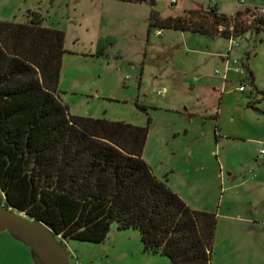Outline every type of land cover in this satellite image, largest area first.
Listing matches in <instances>:
<instances>
[{"label":"rangeland","instance_id":"rangeland-1","mask_svg":"<svg viewBox=\"0 0 264 264\" xmlns=\"http://www.w3.org/2000/svg\"><path fill=\"white\" fill-rule=\"evenodd\" d=\"M175 1L155 0L154 8L168 17L264 7V0ZM150 9L121 0H0V20L37 15L64 32L58 96L70 115L147 126L142 158L153 174L183 178L186 204L216 214L211 264H264V30L234 37L229 52L223 36L149 29ZM228 52L245 74L231 66L224 82ZM63 243L68 264H168L143 251L136 229L116 222L101 243ZM0 264H33L7 231Z\"/></svg>","mask_w":264,"mask_h":264},{"label":"trees","instance_id":"trees-1","mask_svg":"<svg viewBox=\"0 0 264 264\" xmlns=\"http://www.w3.org/2000/svg\"><path fill=\"white\" fill-rule=\"evenodd\" d=\"M148 28L234 38L264 30L249 8L233 16L188 10L161 17L155 0ZM64 32L0 20V200L46 224L60 241L105 240L110 225L136 229L144 252L168 264H211L217 217L194 210L142 158L148 129L124 121L70 115L58 93Z\"/></svg>","mask_w":264,"mask_h":264},{"label":"water","instance_id":"water-1","mask_svg":"<svg viewBox=\"0 0 264 264\" xmlns=\"http://www.w3.org/2000/svg\"><path fill=\"white\" fill-rule=\"evenodd\" d=\"M29 248L33 264H68V252L59 235L43 222L28 217L0 200V232Z\"/></svg>","mask_w":264,"mask_h":264},{"label":"built area","instance_id":"built-area-1","mask_svg":"<svg viewBox=\"0 0 264 264\" xmlns=\"http://www.w3.org/2000/svg\"><path fill=\"white\" fill-rule=\"evenodd\" d=\"M171 2H172V3H175L176 1H175V0H171ZM254 10H255L257 13L264 15V7L257 8V9H254ZM159 34H160V32L157 31V35H159ZM237 46H238V43L235 41L234 38H229V39H228V50H229V52H230L233 48H235V47H237ZM229 52H228L227 55H226L225 57H223V59H222V62L224 63V72H223V75H222L224 82H225V80H226L227 73L231 70V66H234V65H235V67L232 69L233 72H235V73H237V74H239V75H243V74H245V71L241 68V65L239 64V61L236 60V59L231 60V59L229 58V54H230ZM216 73H217V72H216ZM239 90H240V91H243V90H244V87H243L242 85H240V86H239ZM260 152L263 153V150H261Z\"/></svg>","mask_w":264,"mask_h":264},{"label":"crops","instance_id":"crops-1","mask_svg":"<svg viewBox=\"0 0 264 264\" xmlns=\"http://www.w3.org/2000/svg\"><path fill=\"white\" fill-rule=\"evenodd\" d=\"M223 59V58H222ZM221 59V60H222ZM159 179V178H158ZM160 180H164L165 182H166V184L174 191V192H176L187 204H188V201H187V199H186V197H185V195L182 193L183 192V190L187 187V182H186V180H184L183 178H182V180L181 181H179L180 182V184L179 183H177V181L175 180V178H173L172 176L170 177V176H168V175H165L164 177H163V179H160ZM195 210V209H194Z\"/></svg>","mask_w":264,"mask_h":264}]
</instances>
